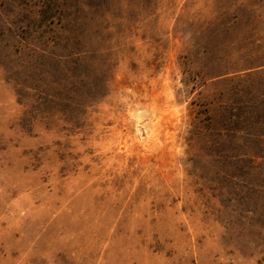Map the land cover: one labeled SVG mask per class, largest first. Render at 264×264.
<instances>
[{
    "label": "rangeland",
    "instance_id": "obj_1",
    "mask_svg": "<svg viewBox=\"0 0 264 264\" xmlns=\"http://www.w3.org/2000/svg\"><path fill=\"white\" fill-rule=\"evenodd\" d=\"M0 264H264V0H0Z\"/></svg>",
    "mask_w": 264,
    "mask_h": 264
}]
</instances>
